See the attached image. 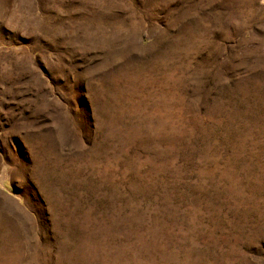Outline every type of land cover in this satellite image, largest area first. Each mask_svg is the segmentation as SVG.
<instances>
[{
    "label": "rangeland",
    "instance_id": "obj_1",
    "mask_svg": "<svg viewBox=\"0 0 264 264\" xmlns=\"http://www.w3.org/2000/svg\"><path fill=\"white\" fill-rule=\"evenodd\" d=\"M0 264H264V0H0Z\"/></svg>",
    "mask_w": 264,
    "mask_h": 264
}]
</instances>
